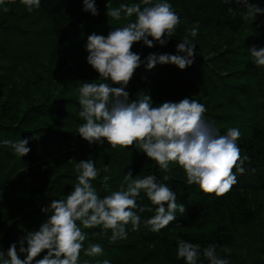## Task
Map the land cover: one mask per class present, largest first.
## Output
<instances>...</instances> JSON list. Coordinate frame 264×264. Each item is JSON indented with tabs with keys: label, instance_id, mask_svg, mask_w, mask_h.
<instances>
[{
	"label": "trees",
	"instance_id": "16d2710c",
	"mask_svg": "<svg viewBox=\"0 0 264 264\" xmlns=\"http://www.w3.org/2000/svg\"><path fill=\"white\" fill-rule=\"evenodd\" d=\"M136 2L95 0L98 16L82 10L83 0H41L31 13L20 0H5L7 12L0 6V246L7 252L27 232L38 230L50 215L41 209L71 192L78 175L76 163L91 159L100 173L92 184L101 198L120 189L128 170L134 177L168 175L170 179L162 182L175 191L176 202L183 203L186 212H177L173 223L152 233L144 221L155 215V206L141 193L137 203L153 211L140 214L139 231L132 232L129 225L127 239L113 244L110 230L83 229L87 234L83 248L100 244L104 253L87 257L81 251L79 264L105 259L110 264H184L176 258L180 240L200 245L201 253L215 244L217 255L230 264H264V67L255 66L248 50L264 47V15L245 21V10L236 3L168 0L181 21L176 35L163 47L148 48L141 42L132 48L142 61L150 53L174 55L181 37L199 24L198 35L189 37L196 48L192 66L180 70L157 64L149 71L142 63L126 91L130 101L138 93L150 94L154 106L197 100L220 134L229 128L240 130L237 143L241 156L248 159L243 175L233 170L238 183L225 196H206L197 185H188L178 165H170L165 173L134 146L126 150H113L107 143L90 146L78 135L84 123L79 117L80 82L110 83L98 80L87 64V37L93 32L106 36L128 23L107 17L106 5ZM250 2L264 8V0ZM229 7L235 11L229 13ZM19 138L28 139L31 149L21 158L2 143ZM104 165H110L109 172L103 171ZM200 262L207 264L202 255Z\"/></svg>",
	"mask_w": 264,
	"mask_h": 264
},
{
	"label": "clouds",
	"instance_id": "9594fccd",
	"mask_svg": "<svg viewBox=\"0 0 264 264\" xmlns=\"http://www.w3.org/2000/svg\"><path fill=\"white\" fill-rule=\"evenodd\" d=\"M20 2L29 13L41 5V0ZM221 2L242 5L245 10L242 19L245 21L264 15V8L250 0ZM0 6H4L5 12L9 11L5 0H0ZM82 10L93 16L99 15L95 0H83ZM227 11L233 13L235 10L229 7ZM106 16L117 22L124 19L128 23L111 29L106 36L93 32L87 37V64L98 74V80L110 83L80 82L79 117L84 123L79 126L78 135L90 146L102 147L107 143L113 150L134 146L165 173L170 171V165H178L185 172L188 185H197L206 196L221 198L228 194L238 183L233 170L243 175V165L248 159L241 156L237 143L240 130L229 128L225 134H220L215 121L206 119L205 106L197 100L184 98L154 106L150 94L138 93L137 99L130 101V94L126 91L142 63L149 71L157 64H171L180 70L192 66L196 48L189 37L198 35L199 24L181 37L176 54L150 53L142 61L140 55L132 51L135 44L142 42L148 48L156 44L163 47L176 35L181 21L172 5L168 0H139L121 3L114 8L106 5ZM132 17L136 19L133 21ZM248 50L255 66L264 67V47L254 45ZM2 143L19 158L31 151L27 146L28 139H4ZM75 167L78 175L72 191L61 199H53L49 206L41 209L42 213L50 215L38 230L27 232L13 242L7 252L0 246V264H79L81 251L87 257L103 255L100 244L83 248L87 239L83 229L100 227L103 233L110 230L109 243L126 240L128 226L131 225L132 232L139 231L140 214L153 211V208L137 203L141 193L155 206V215L144 221L152 233H160L173 223L177 212H186L185 205L176 202L175 191L162 182L170 179L168 175L161 179L151 174L134 177L132 170H128L120 189L101 198L92 184L100 174L95 161L80 160ZM103 171L109 172L110 165H104ZM104 179L107 181V177ZM104 187L107 188L106 183ZM217 247L210 244L201 253L200 245L180 240L176 258L182 259L184 264H201L202 255L207 264H230L228 259L217 255ZM21 256L25 258L21 259ZM84 264L89 262L85 260ZM97 264H110V261L105 259Z\"/></svg>",
	"mask_w": 264,
	"mask_h": 264
}]
</instances>
